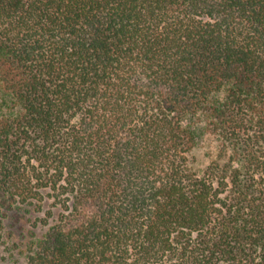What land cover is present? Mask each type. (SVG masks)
<instances>
[{"label": "trees", "instance_id": "trees-1", "mask_svg": "<svg viewBox=\"0 0 264 264\" xmlns=\"http://www.w3.org/2000/svg\"><path fill=\"white\" fill-rule=\"evenodd\" d=\"M49 200L26 264H264V0H0V230Z\"/></svg>", "mask_w": 264, "mask_h": 264}, {"label": "rangeland", "instance_id": "rangeland-1", "mask_svg": "<svg viewBox=\"0 0 264 264\" xmlns=\"http://www.w3.org/2000/svg\"><path fill=\"white\" fill-rule=\"evenodd\" d=\"M193 123V120H191ZM196 133V146L191 152L190 163L196 171H202L216 156V142L203 132L199 122L192 125ZM49 200L42 209L35 212L22 209L6 221L0 230V264H26V256L31 242L46 229L42 222L46 219ZM52 219L49 220V224Z\"/></svg>", "mask_w": 264, "mask_h": 264}]
</instances>
